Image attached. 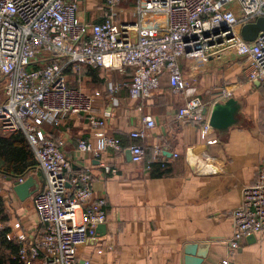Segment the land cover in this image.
Returning a JSON list of instances; mask_svg holds the SVG:
<instances>
[{"label":"built area","instance_id":"2783aa9c","mask_svg":"<svg viewBox=\"0 0 264 264\" xmlns=\"http://www.w3.org/2000/svg\"><path fill=\"white\" fill-rule=\"evenodd\" d=\"M121 1L98 0L100 21L90 23L79 18L77 0H0V130L3 136L23 134L34 155L33 174H42L32 197L40 227L30 242L24 235L16 240L21 264L38 260L40 264H77V249L107 220L105 202L94 194L89 170L71 174L64 142L49 138L44 125L84 116L95 147L80 139L79 152L97 158L127 151L134 164L144 160V148L137 141L155 128L154 119L141 114L140 127L129 132L127 146L119 137L108 135L105 116L94 114L102 93L70 87L64 73L68 65L107 72L130 70L129 83L109 80L106 93L115 101L114 96L126 88L129 97L138 101L139 112L163 74L173 93L187 92L190 85L180 68L182 59H219L231 51L247 62L246 80L264 87V31L251 43L240 34L244 25L264 18V0H135L131 9L120 8ZM130 10L135 19L129 18ZM153 14L164 19L159 29L145 23L144 16ZM205 111L201 100L192 97L178 110L177 118L199 123L206 131L210 124ZM154 155L160 156L157 148ZM26 177L15 181L22 183ZM232 222L229 256L244 238L264 233V166L258 168L255 181L242 188Z\"/></svg>","mask_w":264,"mask_h":264},{"label":"crops","instance_id":"0c3cea01","mask_svg":"<svg viewBox=\"0 0 264 264\" xmlns=\"http://www.w3.org/2000/svg\"><path fill=\"white\" fill-rule=\"evenodd\" d=\"M95 5L98 9L94 6L93 15L87 18L82 11L84 17L80 18L99 22L101 11ZM128 12L129 18L135 19L132 10ZM144 20L152 29L164 24L155 14L144 16ZM246 64L231 51L219 59H182L180 68L190 85L187 92L173 93L163 74L159 87L144 100L142 112L126 88L114 96L118 104L102 92L94 104V114L105 116L104 131L119 137L124 145L131 143L129 132L140 127L141 114L154 119L155 128L137 141L144 148V160L139 164L131 162L127 151L97 158L79 152L80 139L95 147L84 116L60 119L56 126L44 125L45 133L53 132L64 142L71 174L89 170L92 190L105 202L106 223L77 249V264H183L188 245L204 252L202 264H219L225 259L230 264H264V233L244 238L232 256L227 244L233 235L232 212L240 205L241 190L255 181L258 168L264 166V87L246 80ZM126 72L129 83L132 74L127 69L105 71L104 75L108 81L118 82ZM88 81L84 78L80 82L85 91ZM222 90L229 96H222ZM192 97L204 104L208 122L214 105L229 107L231 123L204 131L199 123L178 119V110ZM155 148L159 157L154 155ZM152 164L165 172L154 174ZM105 167L115 172H106ZM8 179L0 175V197L10 215L8 238L16 242L24 235L30 242L40 227L33 196L20 201L12 191L16 181Z\"/></svg>","mask_w":264,"mask_h":264},{"label":"trees","instance_id":"16d2710c","mask_svg":"<svg viewBox=\"0 0 264 264\" xmlns=\"http://www.w3.org/2000/svg\"><path fill=\"white\" fill-rule=\"evenodd\" d=\"M134 2L135 0H125V2H120L119 6L131 8ZM64 73L69 79L68 85L70 87L80 86L81 80L86 78L89 79L86 83V89H99L98 91L101 90V93H106L105 85L108 78L104 75L105 70L103 69L92 70L87 66H80L76 69L74 65H68ZM129 77V72H126L125 77H121L118 82L126 83ZM46 133H49L48 137L53 141H58L53 132ZM35 166L34 155L22 133H11L6 136L0 135L1 176L13 180L24 178L35 171ZM152 171L156 175H162L165 172V170H160V166L157 164H152ZM9 225L8 208L0 197V264H21L18 259L20 245L8 238L11 231Z\"/></svg>","mask_w":264,"mask_h":264},{"label":"water","instance_id":"95a60500","mask_svg":"<svg viewBox=\"0 0 264 264\" xmlns=\"http://www.w3.org/2000/svg\"><path fill=\"white\" fill-rule=\"evenodd\" d=\"M264 31V18L260 17L253 23H248L241 28L240 34L245 42L251 43L255 40L258 33ZM232 109L223 105L216 104L213 106L210 116L209 124L213 128H220L228 125L232 121ZM130 157V156H129ZM10 180V178L8 179ZM38 180V181H37ZM42 182L41 172L35 175H29L22 183L14 182L12 191L20 201L33 196L39 189V183ZM69 187V185H68ZM183 264H202L204 259V252H197V247L188 245L184 248Z\"/></svg>","mask_w":264,"mask_h":264},{"label":"rangeland","instance_id":"374dc122","mask_svg":"<svg viewBox=\"0 0 264 264\" xmlns=\"http://www.w3.org/2000/svg\"><path fill=\"white\" fill-rule=\"evenodd\" d=\"M78 3H79V7H80V13H79V18H83L84 17V12L87 13V18L90 17V15H93L95 9L97 8V6L95 5V3L98 4V6H101V3L98 2V0H77ZM125 2V1H124ZM94 6H96V8L93 10ZM98 9V8H97ZM84 11V12H82ZM88 11V12H87ZM187 80V79H186ZM188 81V80H187ZM86 87V86H85ZM87 91H92V90H88ZM1 91H0V99H1ZM8 216L10 217L9 215V212H8Z\"/></svg>","mask_w":264,"mask_h":264}]
</instances>
